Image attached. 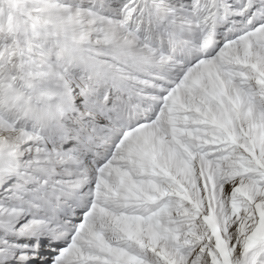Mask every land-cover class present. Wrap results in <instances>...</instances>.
<instances>
[{
  "label": "snow or ice",
  "instance_id": "snow-or-ice-1",
  "mask_svg": "<svg viewBox=\"0 0 264 264\" xmlns=\"http://www.w3.org/2000/svg\"><path fill=\"white\" fill-rule=\"evenodd\" d=\"M0 264H264V0H0Z\"/></svg>",
  "mask_w": 264,
  "mask_h": 264
}]
</instances>
